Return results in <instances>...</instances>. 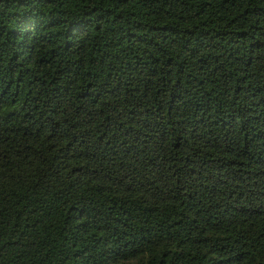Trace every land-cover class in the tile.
I'll return each mask as SVG.
<instances>
[{
	"label": "trees",
	"instance_id": "1",
	"mask_svg": "<svg viewBox=\"0 0 264 264\" xmlns=\"http://www.w3.org/2000/svg\"><path fill=\"white\" fill-rule=\"evenodd\" d=\"M0 264H264V0H0Z\"/></svg>",
	"mask_w": 264,
	"mask_h": 264
}]
</instances>
